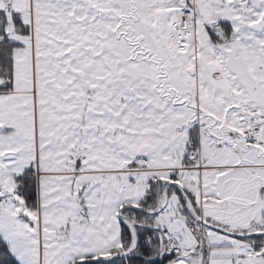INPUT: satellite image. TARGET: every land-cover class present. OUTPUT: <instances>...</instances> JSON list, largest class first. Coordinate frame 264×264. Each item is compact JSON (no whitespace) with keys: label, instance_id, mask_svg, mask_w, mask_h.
Instances as JSON below:
<instances>
[{"label":"snow or ice","instance_id":"snow-or-ice-1","mask_svg":"<svg viewBox=\"0 0 264 264\" xmlns=\"http://www.w3.org/2000/svg\"><path fill=\"white\" fill-rule=\"evenodd\" d=\"M0 264H264V0H0Z\"/></svg>","mask_w":264,"mask_h":264}]
</instances>
